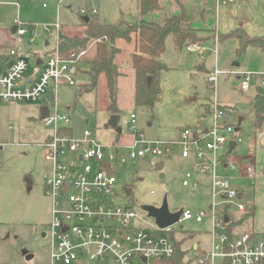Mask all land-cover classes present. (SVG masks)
Returning <instances> with one entry per match:
<instances>
[{
	"label": "rangeland",
	"instance_id": "374dc122",
	"mask_svg": "<svg viewBox=\"0 0 264 264\" xmlns=\"http://www.w3.org/2000/svg\"><path fill=\"white\" fill-rule=\"evenodd\" d=\"M43 4L47 8H43ZM20 5L18 17L17 11L12 7L14 17L23 23L39 26L57 22L80 25L83 17L79 10H86L87 7L98 8V17L102 23H116L121 11L125 12L127 20L137 19L133 0H40L30 5H25L20 0ZM209 7L207 20L199 27L202 35H224L242 29L252 37L264 36V0L209 3ZM29 39L20 42L22 48L31 51V54L26 55L29 64L26 76L36 70L37 56L44 57L49 50L54 51L56 48V37L50 40V47H45V38L35 43H31ZM186 45L178 52L174 48L172 37L169 36L166 40V52L161 61L170 69L162 73L161 97L153 114L135 104L133 70L130 69L124 79H119L120 121L117 130L132 136L129 120L131 114L135 113L136 127L145 140L175 142L181 138L185 129L200 132L210 129L213 119L206 113V107L217 103L226 110L227 123L234 129V133L229 135L230 140H238L236 148L230 153L232 160L240 156L246 157L250 152L253 154L256 145L264 147V124L257 128L253 108L257 87L264 79V50L250 46L239 55L237 51L240 44L235 38L217 42L210 39L201 45L202 50L188 51ZM83 68L89 70L90 65L84 64ZM216 68L238 74L221 75L214 88H210L208 77ZM245 73L250 74L252 80L250 88L242 91L240 85ZM105 85V78H102L96 91L86 93L79 99H76L78 87L60 85L56 90L50 89L37 102L0 103V220L3 222L0 224V258L3 259L0 264L51 262L52 241L49 237H43L52 221V203L45 192V175L49 165L42 147L51 128L41 123V108L51 106L50 96L54 95L57 109L72 118L71 124L77 134L89 129L98 138L109 136L113 132V128L108 127L112 115L106 109ZM237 128H240L239 132L236 131ZM228 150L229 147L226 148ZM221 154L218 153V156ZM256 155V181L249 182L241 178L244 168L229 173L223 168L217 170L218 176L231 179L233 189L245 188L247 197L243 202L246 204L255 194H264L261 192L264 191L263 182L260 184L259 180L260 173L263 175L260 169L263 156L261 149ZM160 163L163 168L159 171L157 165ZM250 164L251 161L244 166ZM199 165L195 154L189 159H183L181 149L174 150L169 159L152 155L137 160L129 159L119 166L120 187L118 195L114 197L117 205L129 206L137 213L133 223L140 229H147L154 235L170 239L171 233H174L176 241L195 234L183 245L188 250L186 261L190 264H197L196 258H205L212 249L215 213L221 214L228 209L238 218L243 214L235 207L237 201L226 205L221 198L215 197L214 173H201ZM188 173L192 176L190 186H184ZM194 183L197 184L196 187ZM125 188L132 189L130 197ZM165 198L173 213L190 210L196 215L204 211L206 216L201 223L189 220L164 231L156 230L155 220L148 217L142 207H160ZM195 245L198 246L197 249H194ZM80 262L114 264V259L107 255L102 261L89 263L83 257ZM214 264L223 262L216 259Z\"/></svg>",
	"mask_w": 264,
	"mask_h": 264
},
{
	"label": "built area",
	"instance_id": "2783aa9c",
	"mask_svg": "<svg viewBox=\"0 0 264 264\" xmlns=\"http://www.w3.org/2000/svg\"><path fill=\"white\" fill-rule=\"evenodd\" d=\"M217 2L228 4L236 0ZM83 14L86 12L83 11ZM14 28L19 38L28 36L31 43L40 39L42 31L49 37H56L57 44L45 61L43 70L30 82L26 78L29 64L20 54V49L10 51L13 61L7 72L0 74V103L37 102L50 89L56 90L60 85H78L77 66L85 59L87 50L73 51L63 58L60 54L62 25L59 22L31 26L17 19ZM202 48L199 44L186 45L188 51ZM224 74L238 73L216 68L208 77L210 88H214ZM243 76L240 89L247 91L252 77L246 73ZM261 86H264V79ZM209 109L213 119L210 129L202 132L185 129L175 142L145 140L136 127L135 114L129 120L133 132L130 141L104 142L89 129L81 135L74 130L63 131L72 128V118L60 112L56 100L53 101L49 115L41 118V123L51 128L50 136L42 144L49 165L45 175V192L52 203V221L45 232V237L52 241L50 264H82L80 259L83 257L90 263L102 261L107 255L113 257L114 264H159L174 255L172 239L138 228L133 223L137 213L129 206L114 202L120 187L119 166L129 159L137 160L150 155L169 159L174 150L180 149L184 159L195 154L200 162L198 170L203 174L214 173L215 197L221 198L226 205L237 201V211L244 214L247 204L243 202L240 191L232 188L230 178L217 175L219 168L231 172L240 169L241 164L230 158V144L234 141L237 146L238 140L229 138L234 129L227 123L226 110L217 103ZM218 153L222 154L218 156ZM255 175L253 163L245 167V178L254 179ZM191 178L188 173L184 186H190ZM194 186L197 184L194 183ZM205 216L204 211L194 215L190 210H183L176 225L189 220L201 223ZM214 220L212 249L205 258L198 256L197 264H214L216 259H221L223 264L226 261L230 264H264V237L256 240L253 233L244 232L231 239L226 233L223 217L215 213ZM155 228L160 230L156 223Z\"/></svg>",
	"mask_w": 264,
	"mask_h": 264
},
{
	"label": "trees",
	"instance_id": "16d2710c",
	"mask_svg": "<svg viewBox=\"0 0 264 264\" xmlns=\"http://www.w3.org/2000/svg\"><path fill=\"white\" fill-rule=\"evenodd\" d=\"M159 7V0H137L136 20H127L123 18L117 23H101L96 16H89V21L84 20L86 27L82 36L70 37L67 35L60 36V54L63 58H67L71 52L86 49L92 40H97V54L93 61L90 62L91 71L89 72L91 81L85 85L78 87L76 99L84 94L96 91L102 78L106 81V90L108 95L107 111L111 115H118L120 110L118 107L119 88L118 82L122 73L115 64L116 56L121 52L116 43L122 39L127 42L132 40V36H136V50L133 54L132 68L135 73V104L144 107L151 114L161 97V76L168 66L161 61L166 52V40L172 37L174 48L180 52L187 43L202 45L210 39L215 42L227 39H238L240 47L238 54H242L250 46H256L264 50V36L252 37L242 29L232 31L228 34L217 35L210 33L202 35L201 30L191 26L189 15L183 11L182 16L172 17L163 25L151 23L141 19L149 11ZM13 61V57L0 54V69L7 70ZM151 78V80H149ZM253 108L256 117L257 128H260L264 122V86L257 87V93L253 102ZM210 112L209 106L206 107V113ZM108 127H110L108 125ZM111 128V127H110ZM73 132V129H63V131ZM218 217H223L226 223V233L232 239L238 231L248 232L255 216V209L242 214L240 218L230 212L228 209ZM243 232V233H244ZM195 234H190L180 241H176L174 233H171L174 243V255L171 258L164 259L159 264H190L186 261L188 250L183 245L189 238ZM226 264H230L226 261Z\"/></svg>",
	"mask_w": 264,
	"mask_h": 264
},
{
	"label": "crops",
	"instance_id": "0c3cea01",
	"mask_svg": "<svg viewBox=\"0 0 264 264\" xmlns=\"http://www.w3.org/2000/svg\"><path fill=\"white\" fill-rule=\"evenodd\" d=\"M23 1L25 2V5H30L31 3L38 2L40 0H23ZM64 1L65 0H61V2H64ZM133 1L135 3V6H136L135 10L137 13V0H133ZM209 3H213V4L216 3L217 4V0H159V7L157 9L149 11L146 15L142 16L141 19L146 20V21L151 22V23L163 25L168 19H170L172 17L182 16L183 11H185L190 17L191 26L195 29H199V27L202 25V22L204 23L207 20V11L210 9ZM60 4L61 3H59V6H60ZM12 7L15 8V11H17L16 17H18L20 10H21L20 0H0V54L9 55L10 51L12 49L18 48V49H20V54L23 57H25V59L27 60L26 55L28 53L31 54V51L29 49L22 48L20 45V42L22 40L29 38V37L27 36L23 39L19 38L15 34V31H13L15 29L14 28L15 27V21L17 18L14 17V15H13L14 9H12ZM43 8H47L45 4H43ZM83 11H85L86 14H83ZM94 11L96 13H94ZM79 14L82 15L84 20L88 19V21H89V16H96L99 19V17H98L99 11H98V8H96V7H93V8L87 7L86 10H79ZM123 16L126 19L125 12L121 11L119 21L123 18ZM136 16L138 19L139 18L138 14ZM83 18H82V22L80 25L68 24V23L61 24L59 22L62 25L61 35H67L70 37L82 36L85 32V29H86V27L83 24ZM119 21H117V22H119ZM24 24L31 25V26L35 25L33 23H27V22H24ZM105 24H108V23H105ZM51 25H53V24H51ZM41 33H42V36L40 37L39 40L45 38V47H50L51 46L50 40H52L53 38L49 37L47 34L43 33L42 31H41ZM56 44H57V40H56ZM116 45L118 48L121 49V52L116 56L115 64L119 67V69L122 73V76L120 77V79H124L129 74L128 72L130 71V69L133 70L132 65H133V54L136 50V36L133 35L132 40L130 42H127L125 40L120 39L117 41ZM86 50H87V55H86L85 59L77 66L79 83L76 87H80V86L85 85L91 81V77L89 74V72L91 71V66H90V69L87 70V69L83 68V65L84 64L90 65V62L93 61V59L96 57L97 40L90 41L87 45ZM52 52L53 51L51 49L45 54L44 57H39V56L36 57V70L34 72H32V74H30L29 76H26V78L28 79L29 82L34 80L35 78H37L39 73L43 70L45 61L52 54ZM8 69L4 70V71H2L0 69V74L6 73L8 71ZM133 72H134V70H133ZM134 79H135V73H134ZM99 86H100V84H99ZM105 93H106V97H107V106H108L109 101H108L106 85H105ZM55 100H56V96L51 95L50 96L51 106H52V102ZM51 106L45 105L42 108H44V107L49 108ZM107 106H106V109H107ZM42 108H41V110H42ZM41 118H42V113H41ZM263 124H264V122H263ZM108 125H109V123H108ZM72 128H73V126H72ZM73 130L77 134V132L74 128H73ZM112 131H113L112 134H110L109 136H105V137L100 136L99 139H101L104 142H128L132 138V136H130V135L123 134L122 130H121V133L117 129H114V128L112 129ZM236 131L239 132L240 128H237ZM81 134H82V132L80 134H77V135H81ZM49 136L50 135L47 136L45 141L48 139ZM259 149H261L262 155H263L262 160H261V166H260V169L262 170L263 175L260 173L259 180H260V184L263 182V184H262L263 188L262 189H264V147L256 145V147L254 148L255 151L253 154L250 152L248 154V156H246V157L240 156L236 159V161L241 164L240 169L244 168V173H245L244 164L251 161V163H253L255 165V170H256L255 178L254 179H247V178H245L244 173H243V176H241V178L245 179L249 182H252L254 180L256 181L257 180V173H258V166H257L258 160H257L256 154H257V151ZM225 172L229 173L231 171H225ZM237 190L240 191L242 200L244 201V199H246V197H247L245 188L241 187V188H238ZM259 190H260V188H259ZM261 192H264V191H261ZM259 193L255 194V197L252 200H249L247 202V211H246V212H249V211L255 209V216H254V219H253L251 226L249 227L250 231H248V232L253 233L256 236V240L259 239L258 238L259 235H262L261 238L264 237V194L262 195ZM2 223H3L2 220H0V224H2ZM243 230L238 231L236 229L237 235H240L241 233H243L244 232ZM197 248H198V246L195 245L194 249H197ZM29 257H32V256H29ZM0 260H3V259L0 258Z\"/></svg>",
	"mask_w": 264,
	"mask_h": 264
},
{
	"label": "water",
	"instance_id": "95a60500",
	"mask_svg": "<svg viewBox=\"0 0 264 264\" xmlns=\"http://www.w3.org/2000/svg\"><path fill=\"white\" fill-rule=\"evenodd\" d=\"M86 21H88V19H86ZM13 31H15V29ZM149 80H151V78H149ZM41 113H42V118L47 117L49 115V108L48 107L42 108ZM119 121H120V117L118 115H112L109 121V126L114 129H117ZM118 131L121 133L120 129H118ZM235 148H236V142L233 141L230 144L231 152H233ZM162 168H163L162 163L157 165V169L159 171L162 170ZM27 181L29 184H31L30 180ZM125 191L127 196L130 197L132 194V189L126 188ZM142 210L148 214V217L153 218L155 220V223L160 230H167L168 228L175 226L179 222L182 214V211L176 213L170 211L167 198L164 199L163 204L160 207L144 205L142 207ZM228 221L229 219L226 217L225 222L228 223ZM181 229H183V227H181ZM43 237H45V234H43Z\"/></svg>",
	"mask_w": 264,
	"mask_h": 264
},
{
	"label": "flooded vegetation",
	"instance_id": "af4514ba",
	"mask_svg": "<svg viewBox=\"0 0 264 264\" xmlns=\"http://www.w3.org/2000/svg\"><path fill=\"white\" fill-rule=\"evenodd\" d=\"M125 190H126V188H125ZM45 234V233H44Z\"/></svg>",
	"mask_w": 264,
	"mask_h": 264
}]
</instances>
